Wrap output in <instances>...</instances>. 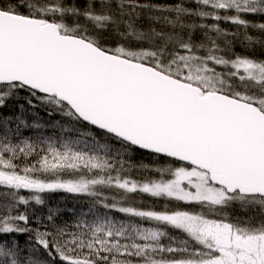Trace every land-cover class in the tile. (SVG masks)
Returning a JSON list of instances; mask_svg holds the SVG:
<instances>
[{
    "label": "snow or ice",
    "instance_id": "snow-or-ice-1",
    "mask_svg": "<svg viewBox=\"0 0 264 264\" xmlns=\"http://www.w3.org/2000/svg\"><path fill=\"white\" fill-rule=\"evenodd\" d=\"M0 264H264V0H0Z\"/></svg>",
    "mask_w": 264,
    "mask_h": 264
},
{
    "label": "trees",
    "instance_id": "trees-1",
    "mask_svg": "<svg viewBox=\"0 0 264 264\" xmlns=\"http://www.w3.org/2000/svg\"><path fill=\"white\" fill-rule=\"evenodd\" d=\"M68 196V200L65 201L63 200V197ZM53 197V203H67L69 206H71L72 200L69 194H65V193H55L52 194Z\"/></svg>",
    "mask_w": 264,
    "mask_h": 264
}]
</instances>
